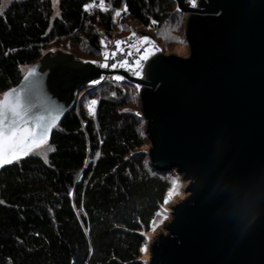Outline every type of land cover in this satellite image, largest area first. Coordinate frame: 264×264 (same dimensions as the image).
Instances as JSON below:
<instances>
[{
	"label": "water",
	"instance_id": "obj_1",
	"mask_svg": "<svg viewBox=\"0 0 264 264\" xmlns=\"http://www.w3.org/2000/svg\"><path fill=\"white\" fill-rule=\"evenodd\" d=\"M174 1L186 15L189 55L159 53L142 78L120 71L140 85L150 164L190 181L148 264H264V0ZM33 70L32 114L55 116L46 143L78 93L112 73L48 52L4 94Z\"/></svg>",
	"mask_w": 264,
	"mask_h": 264
},
{
	"label": "trees",
	"instance_id": "obj_2",
	"mask_svg": "<svg viewBox=\"0 0 264 264\" xmlns=\"http://www.w3.org/2000/svg\"><path fill=\"white\" fill-rule=\"evenodd\" d=\"M3 1L0 92L17 85L22 68L54 40L84 39L100 59L117 8L145 28L185 15L174 0H60L55 18L52 0H17L1 11ZM97 1L111 9L90 13ZM115 90L99 98L95 117L76 104L54 130L46 158L31 153L0 169V264H143L146 233L170 184L150 164L145 130Z\"/></svg>",
	"mask_w": 264,
	"mask_h": 264
},
{
	"label": "rangeland",
	"instance_id": "obj_3",
	"mask_svg": "<svg viewBox=\"0 0 264 264\" xmlns=\"http://www.w3.org/2000/svg\"><path fill=\"white\" fill-rule=\"evenodd\" d=\"M17 0H4L1 6V11L8 8L11 3ZM59 2L60 0H52L53 6V16L55 18L60 14L59 11ZM111 6L107 3H103L97 1L88 6V10L90 13H95L98 16V11L103 10L107 11ZM125 6L117 8L113 10V25L112 32L113 35L124 37L127 35H133L140 39L147 38L146 41L149 42L151 48L150 51L155 52L156 49L160 53L164 54H177L179 56H188L189 55V46L186 43L185 39V19L186 15L183 16V20L176 22H165L162 26L157 28H145L139 22L133 20L127 14V10L125 11ZM116 12H120V15L117 16ZM181 17V16H180ZM99 35H103L104 28L102 25L96 23L95 26ZM139 45L135 46L137 48ZM55 51H64L67 53L74 54L77 58L82 61H96L97 53L93 51V49L86 43L84 39H82L81 43H78L73 38H63L59 40H54L50 42L43 50V55L48 52ZM101 59V57H100ZM98 59V60H100ZM31 64L24 66L22 68L23 73L25 74ZM112 85L100 84L96 88V86H87L83 88L77 95V107L85 111L88 116L95 117L97 103L100 97H108L112 96L116 86H119L123 92L122 95L127 98L128 106L126 110L130 113L138 116L141 122V130H145L146 120L140 115L141 113V104L140 98L138 94V88L136 84L132 83H114L109 82ZM115 85V86H114ZM84 91V92H83ZM4 91L0 92V98H2ZM95 100L97 103L93 105L91 102ZM91 109V111H90ZM152 144L150 140L146 136V143L143 147V151L148 155V151L151 148ZM52 151V146L49 142L40 145V147H36L32 150L31 153H36L44 158L48 156V154ZM148 158V156H147ZM163 173V177L168 180L170 184V188L168 194L166 196L165 202L157 212L155 218L152 220L151 229L148 233H146V244L143 248V264H148L150 259V244L153 240L157 238L162 232H167L165 227L172 220V206L180 203L184 200L188 193L186 192L189 180H186L184 176L177 169H167L161 170ZM179 182L178 185L176 182ZM167 201V202H166ZM166 216V218H165Z\"/></svg>",
	"mask_w": 264,
	"mask_h": 264
},
{
	"label": "snow or ice",
	"instance_id": "obj_4",
	"mask_svg": "<svg viewBox=\"0 0 264 264\" xmlns=\"http://www.w3.org/2000/svg\"><path fill=\"white\" fill-rule=\"evenodd\" d=\"M189 3L192 7L197 6V0H189ZM116 15L119 16L120 12H116ZM119 43L121 42L118 41L117 44ZM103 66L108 67L107 64ZM123 66L122 64L121 67ZM112 67L115 68L116 64ZM141 72L142 69L134 71V74L141 76ZM34 76V70L30 71L25 77L27 83L22 88L13 89L0 98V167L11 164L13 160L18 161L32 148L46 143L47 133L55 121V116L49 118L45 114H32L35 107L32 102V93L37 85L30 78ZM114 79L122 81L124 77L116 76ZM93 83H99V81H93ZM137 88H140V85H137ZM91 103L95 105L97 101L93 100ZM52 111L51 108L47 109L49 113ZM176 183L178 185L179 182Z\"/></svg>",
	"mask_w": 264,
	"mask_h": 264
},
{
	"label": "built area",
	"instance_id": "obj_5",
	"mask_svg": "<svg viewBox=\"0 0 264 264\" xmlns=\"http://www.w3.org/2000/svg\"><path fill=\"white\" fill-rule=\"evenodd\" d=\"M185 2L190 5L189 0H185ZM118 41L121 43L117 44ZM137 45L139 46L135 48ZM101 46L103 47V55L100 60L95 62L98 67L112 71V73L105 74L102 80H98L99 83H94L91 86H98L105 82L123 83V80L114 79L116 76L124 77L120 71H126L135 77H142L148 62L160 53L157 49L155 52L150 51L151 46L146 39H140L133 35L124 37L105 35L101 40ZM105 64L108 67H104ZM113 64H116L115 68L112 67ZM122 64L123 67H121ZM141 69V76L134 74V71Z\"/></svg>",
	"mask_w": 264,
	"mask_h": 264
}]
</instances>
